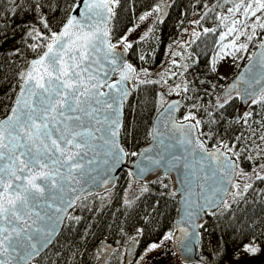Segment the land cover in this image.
<instances>
[{
	"label": "snow or ice",
	"instance_id": "obj_1",
	"mask_svg": "<svg viewBox=\"0 0 264 264\" xmlns=\"http://www.w3.org/2000/svg\"><path fill=\"white\" fill-rule=\"evenodd\" d=\"M6 3L8 10L0 17V46L9 41L10 34L15 37L19 32L21 37L20 46L14 45L0 58L2 67L11 73L10 77L0 73L11 85L0 96V264H33L53 244L65 221L69 228L79 223L80 217L73 215L77 202L91 195L93 186L110 191L115 187V173L130 160L134 171L128 172L129 188L134 182L140 184L141 193H148V185L156 184L161 196L174 199L177 191H165L169 187L165 180L177 171L181 184V207L173 228L158 242L149 243L135 264H147L150 254L167 247L169 241H178L185 253L191 252L201 237L203 213L215 215L212 209L220 206L228 209L225 196L232 195L235 202L252 187L245 182L241 192L237 177L264 181V0H205L198 19L190 22L193 27L184 30L188 38L176 44L184 51L169 53L180 59L171 60L169 74L160 80L125 59L133 48L129 35L135 28L114 37L112 21L121 0ZM169 6L170 0H154L138 21L151 18L163 23ZM209 19L214 27L202 23ZM150 32L151 28L137 43ZM217 32L214 43L219 51L210 72L216 73L217 63L226 56L243 58L239 54L246 53L253 41H258L259 52L248 59H255L261 71L247 81L241 73L220 94L217 85L208 81L211 90L205 88L204 95L209 100L203 103L195 82L198 78L189 81L186 76L196 63L189 49L202 36ZM139 59L146 62L143 54ZM173 77L180 82L168 84ZM157 83L167 86L169 95L192 103L165 101L158 94L157 115L146 130L149 145L129 149L121 141L122 134H129L125 106L141 85ZM205 83L199 80L200 86ZM234 100H240L245 110L229 118L227 107ZM182 107L186 111L178 119L175 114ZM244 161L252 165L251 172L241 167ZM150 175L155 179H145ZM127 191L124 206L131 207L134 201L127 199ZM136 231L127 256L143 235L142 228ZM113 251L111 246L99 247L98 264H108ZM239 251L255 257L264 248L253 237ZM79 254V250L72 252V257ZM53 255L56 259L50 257L49 264H60L59 250ZM211 255H220L219 249ZM201 259L213 264L208 258ZM235 259H240L239 253ZM122 264H131V260Z\"/></svg>",
	"mask_w": 264,
	"mask_h": 264
},
{
	"label": "trees",
	"instance_id": "obj_2",
	"mask_svg": "<svg viewBox=\"0 0 264 264\" xmlns=\"http://www.w3.org/2000/svg\"><path fill=\"white\" fill-rule=\"evenodd\" d=\"M204 2L205 0H199V2L198 0H170V6L163 17V23H160L154 22L151 18L144 22L138 21V17L154 3V0H121V6L117 8V15L112 21L116 39L124 35L129 28H135L138 23L143 34L149 28L152 29L144 41L137 43L139 38L132 40L133 48L128 50V62L138 70L148 69L153 78L157 80L156 73L166 62L169 49L182 41L181 37H184L185 29L190 30L193 27L190 22L198 19L199 13L203 11ZM206 2L212 3L214 0H206ZM0 9H3L0 11V17H3L8 10L6 0H0ZM26 19H30V17ZM19 22L17 20V23ZM202 23L205 27L215 26L211 19L202 21ZM218 35L219 32L215 35L202 36L189 49L196 63L189 69L186 76L189 81H192L194 77L198 78L195 82L199 87L200 95L203 96V103H207L209 100V97L204 95L205 88L211 90V84L208 81L217 85L216 93L220 94L226 83L235 75L221 79L217 72L209 71L211 61L218 50L214 43L218 39ZM20 37L21 33L19 32L15 37L10 34L9 41L0 46V58L14 45L20 46L17 43ZM257 43L258 41H253L249 44L241 65L247 60ZM178 51L183 52L184 50L178 48ZM142 54L145 55L146 62L139 59ZM188 62L191 63V61ZM3 63V59H0V73H5L10 77L11 73L2 67ZM200 79L206 81L203 86L199 85ZM178 81L180 82V79L176 77L171 80L172 83ZM10 86L4 76L0 75V96ZM159 92L160 86L157 83L141 85L130 95L124 109V119L129 134L127 136L122 134L121 137L122 143L127 148L140 150L150 142L146 138V130L151 126L157 113L156 101ZM176 99L180 100L182 104L192 103V101L181 100L179 96ZM243 110L245 108H241L239 100H234L227 107L226 115L231 118ZM185 111L186 109L182 107L177 112V118L182 117ZM198 115H202V113H198ZM236 127L239 131V127ZM131 163L130 160L122 166L115 187H112L110 191L93 194L77 202L78 206L73 211V215L80 217L79 223L73 222V226L69 228L67 227L68 221H65L53 244L42 252L33 264H49L50 257L56 259L53 253L57 250L61 253L60 264H98L95 257L97 249L102 245L104 247L111 246L114 249L108 255V264H122L126 260H131V264H135V258L143 252L149 243L158 242L165 232L173 228L177 216L178 196L176 195L174 199L169 196H161V189L156 184L148 185L150 188L148 193L140 192L132 197L130 200L134 202L131 207L124 206L125 190L130 182L128 172ZM241 167L249 172L252 170V165L248 161H244ZM154 179V175L147 178V180ZM236 181L241 184V192H243L245 182L252 183V187L242 196L236 197L235 202H233V196L228 195L226 199L230 204L228 209L220 206L213 211L215 215L205 213L201 221L204 226L199 229L201 233L200 260L197 264H204L201 257L210 259L213 264H233V255L253 237L264 248V181H246L240 177H237ZM165 183L169 186L165 191L174 189L171 175L165 180ZM230 191L234 190L230 189ZM101 196L105 199L102 200ZM137 196L139 199H135ZM138 228L143 229V235L140 237L139 244L132 249V255L127 256L126 250L129 242L131 238L137 236ZM167 245V247L157 250L156 253L150 254L147 264H181L172 250L171 242H167ZM217 248L220 255H211ZM77 250L80 254L73 258L72 252ZM238 264H264V251L255 257L247 256Z\"/></svg>",
	"mask_w": 264,
	"mask_h": 264
},
{
	"label": "water",
	"instance_id": "obj_3",
	"mask_svg": "<svg viewBox=\"0 0 264 264\" xmlns=\"http://www.w3.org/2000/svg\"><path fill=\"white\" fill-rule=\"evenodd\" d=\"M259 52V49L255 46V48L252 50L251 54L250 55H253V54H257ZM127 56H128V52L125 56V59L127 60ZM128 61V60H127ZM253 65H256L255 67H252ZM252 68V72H249L248 69L249 68ZM261 70L259 69V66L258 64L256 63V60L254 59L253 61H249V59L247 58V60L241 65V67L238 69V71L235 73V75L226 83V85L224 86V88L222 89L221 93L229 86L231 85L234 80L241 75V73H244V80L247 81L248 79H250V77L253 75V74H259ZM241 88L245 87V84H241L240 85ZM177 99H172L171 101H176ZM239 103H240V106L242 109L245 108V105H243L241 103V101L239 100ZM166 106V105H164ZM161 111H163V107L160 109ZM157 115V113L155 114V116ZM177 116V113L175 114ZM154 116V117H155ZM237 116V115H236ZM153 121V120H152ZM152 124V122H151ZM150 143V142H149ZM149 143L145 146L147 147L149 145ZM144 148V147H143ZM142 149V148H141ZM121 169L122 167L117 171V173H115L116 175V179H115V182L117 181L118 177H119V174L121 172ZM129 171H134L133 169V165L131 163V166L129 168ZM181 172L183 171V169L180 170ZM173 178V183H174V189L173 190H176L177 191V196H178V209L181 207V204H180V199H181V194H180V188H181V184L179 183V174L177 171H173L171 174H170ZM148 177H146L145 179H147ZM209 184H211V181L209 180L208 181ZM106 192L104 187H97V186H93V189H92V194H101V193H104ZM90 196V195H88ZM87 196V197H88ZM228 197L225 196L224 198L226 199ZM217 208H214L212 209V211L216 210ZM206 213V212H205ZM205 213H203V218H204V215ZM179 217V213L177 211V216L174 220V223L177 221ZM173 223V224H174ZM199 231V230H198ZM60 232V230H59ZM59 232L57 233V235L59 234ZM57 235L54 237V239L57 237ZM177 236H181V234L179 232H177ZM53 239V241H54ZM171 242V241H170ZM199 242H200V239L199 241L193 246V250L191 252H188V253H185L183 251V248H182V245L177 241L176 243H173L171 242V247H172V250L174 252V254L177 256L179 262L181 264H197L200 260L199 258ZM46 250V249H45ZM44 250V251H45Z\"/></svg>",
	"mask_w": 264,
	"mask_h": 264
},
{
	"label": "rangeland",
	"instance_id": "obj_4",
	"mask_svg": "<svg viewBox=\"0 0 264 264\" xmlns=\"http://www.w3.org/2000/svg\"><path fill=\"white\" fill-rule=\"evenodd\" d=\"M142 31L143 30L140 29L139 27H135V31H133L129 35V40L132 41L133 39L139 38L141 35H143ZM185 36H186V39L188 38L187 34L185 33L184 37H181L182 41L184 40ZM231 38L232 37H230L229 40ZM241 40H243V37L241 38ZM225 43H227V41H225ZM173 50L176 51V52H179L178 48H176L175 44L169 49V53L171 51H173ZM217 51H219V49ZM169 53L167 54L166 62L159 68V70L156 73L157 80H160L162 76L166 77L169 74L168 70L172 68L171 60L173 58L176 59V60L180 59L179 56L172 57V56L169 55ZM239 55H241L244 58L245 53H241ZM243 58L234 60L232 57L226 56L224 59L219 60V62L217 63V68H218L217 73H218V75L223 77V79H227V78L232 77L238 71V68L240 67V65L242 63ZM173 70L180 71V70H177V69H173ZM158 73H159V75H157ZM171 80L168 81V84H170V85L173 84L171 82ZM175 83H179V81L175 82ZM159 86H160L159 94H163L165 101H171L172 99H176L177 98V95H175V94H172V95L168 94V87L167 86L162 87L160 84H159ZM129 183H128V186L126 187V190H128L127 191V199L130 200L132 197H134L135 195H137L141 191H140V184H137V183L133 182L131 188H129ZM124 197H125V195H124ZM128 247H129V245H128ZM237 253H239V255H240V259L239 260L235 259V256L237 255ZM237 253H235L233 255V257H232V263L233 264H238L239 261L240 262L243 261L248 256V255H246V254H244L243 252H240V251H238Z\"/></svg>",
	"mask_w": 264,
	"mask_h": 264
}]
</instances>
